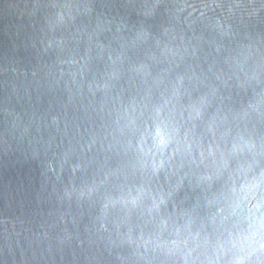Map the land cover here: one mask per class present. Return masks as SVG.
<instances>
[{
  "label": "clouds",
  "instance_id": "obj_1",
  "mask_svg": "<svg viewBox=\"0 0 264 264\" xmlns=\"http://www.w3.org/2000/svg\"><path fill=\"white\" fill-rule=\"evenodd\" d=\"M0 264H264V0H0Z\"/></svg>",
  "mask_w": 264,
  "mask_h": 264
}]
</instances>
